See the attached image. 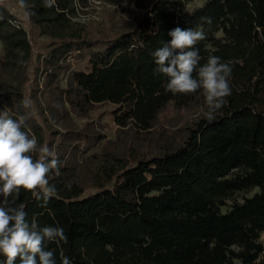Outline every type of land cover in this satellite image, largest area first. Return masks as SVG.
<instances>
[{"label":"trees","instance_id":"obj_1","mask_svg":"<svg viewBox=\"0 0 264 264\" xmlns=\"http://www.w3.org/2000/svg\"><path fill=\"white\" fill-rule=\"evenodd\" d=\"M86 1L56 0L57 11L44 0H26L28 30L8 1L0 0V73L20 77L0 90V107L13 118L27 116L25 130L50 149L53 136L62 132L45 121L62 108L86 112L108 103L116 125L141 131L167 107L195 104L199 115L176 147L120 160L92 192L72 181L63 164L59 176L48 175L57 196L46 207L21 190L17 205L25 206L29 221L35 217L41 227H62L68 237L67 243L45 244L56 264L62 256L71 264H264V0H204L192 11L185 8L190 0H126L138 13L136 23L110 36L71 27L74 2ZM202 17H211L212 24ZM202 23L206 38L196 45L200 65L214 55L232 67L231 94L211 121L202 90L167 92L168 77L155 71L152 56L162 42H170L175 27ZM40 36L43 55L34 54V38ZM73 55L84 65L68 69L60 86L54 81L57 71ZM41 56L51 70L38 88L33 69ZM28 70L26 85L22 77ZM25 100L30 109L23 107ZM65 134L85 136L81 130Z\"/></svg>","mask_w":264,"mask_h":264},{"label":"clouds","instance_id":"obj_2","mask_svg":"<svg viewBox=\"0 0 264 264\" xmlns=\"http://www.w3.org/2000/svg\"><path fill=\"white\" fill-rule=\"evenodd\" d=\"M19 3L22 8L28 7L26 0H19ZM44 6L60 11L56 0H44ZM76 7L79 9L78 3ZM70 19L86 23L89 17L78 12ZM201 20L209 26L212 24L211 17ZM203 23L197 28L175 27L168 33L170 42H162L152 56L155 71L168 77L167 92L191 94L202 90L207 107L205 116L211 121L231 94L232 67L214 55L200 65L196 45L206 38ZM23 107L30 109V101H23ZM26 119L27 116L13 118L7 107L0 110V256L6 258L0 260V264H16L17 259L19 264H56L54 251L46 249L45 244L67 243L64 229L50 225L41 227L35 217L29 221L25 206L17 205L21 190H24L41 200V207H46L49 200L57 196V189L50 184L48 175L54 171L59 176L61 167L57 153L41 146L37 137L25 130ZM37 153L39 155L34 158ZM62 264H71V261L62 256Z\"/></svg>","mask_w":264,"mask_h":264},{"label":"rangeland","instance_id":"obj_3","mask_svg":"<svg viewBox=\"0 0 264 264\" xmlns=\"http://www.w3.org/2000/svg\"><path fill=\"white\" fill-rule=\"evenodd\" d=\"M9 10L26 24V16L18 0H7ZM79 4V9L76 5ZM204 0H190L185 4L187 11H192L200 7ZM79 14L89 17L86 23L74 22L70 17ZM138 18V13L134 12L126 0H87L86 2H74V12L69 15V23L72 28H82L90 36H110L133 27ZM34 54L41 53L43 48L39 42L44 40L40 36L34 38ZM33 39V40H34ZM2 48L0 44V58ZM40 57L38 69L34 68V73L38 79V88H42L47 78L46 71L51 70L44 59ZM62 68L57 71L56 80L60 86L64 85L67 71L73 67H82L83 58H76L75 55L67 56ZM26 71L22 77L25 83ZM49 74V73H48ZM21 76V75H20ZM20 77L12 74L0 73V90L15 86ZM23 83V84H24ZM26 84V83H25ZM27 85V84H26ZM42 102L45 100L40 96ZM113 106L108 103L96 104L86 112H76L67 107V110L58 113L48 114L45 126L51 130H57L62 134L53 136L52 150L57 153L61 164L68 166L70 178L78 183L85 193L92 192L96 186L105 182V171L108 168L115 170L120 165V160H135L144 155L158 154L164 150H171L180 143L186 135V127L190 125L199 115V110L195 104L183 109L164 108L154 121L152 126L146 131L137 130L129 125L120 127L115 124L111 111ZM0 110H3L0 107ZM67 130H81L85 136L75 137L65 134ZM257 191L254 189L248 193L250 195ZM242 194L235 197L239 201ZM231 201H228V204Z\"/></svg>","mask_w":264,"mask_h":264}]
</instances>
